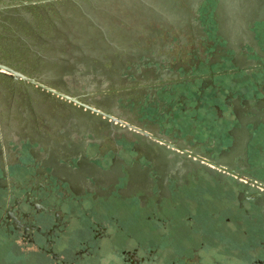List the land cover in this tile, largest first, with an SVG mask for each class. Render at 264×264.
Instances as JSON below:
<instances>
[{
  "label": "flooded vegetation",
  "instance_id": "af4514ba",
  "mask_svg": "<svg viewBox=\"0 0 264 264\" xmlns=\"http://www.w3.org/2000/svg\"><path fill=\"white\" fill-rule=\"evenodd\" d=\"M157 5L0 62V264H264V0Z\"/></svg>",
  "mask_w": 264,
  "mask_h": 264
},
{
  "label": "rangeland",
  "instance_id": "374dc122",
  "mask_svg": "<svg viewBox=\"0 0 264 264\" xmlns=\"http://www.w3.org/2000/svg\"><path fill=\"white\" fill-rule=\"evenodd\" d=\"M157 1L158 0H48L45 3H36L19 10L18 8H14L15 10L8 11L11 19L6 17L5 19L7 22L0 27V62L16 69L24 68V64L27 63L25 60L26 56H24L27 47L25 48V46L22 45L20 35L26 33L31 37L32 34L36 33L44 37H49L58 34V30L65 29L67 26L69 28L86 27L87 31L90 32L91 29L89 26L95 25V23L100 21L99 9L105 11V17H109L112 14L118 18L112 22L110 20H104L105 25L122 27L125 32L129 31L131 35V32H134L136 28L142 25L136 21H129L132 20V16L136 15L135 13H141L145 7L161 9L158 7ZM4 3L16 4L18 0H5ZM12 14H18V18L16 15ZM1 17L2 15H0V18ZM121 19L124 23H122ZM18 30H20L21 34H19ZM160 30L161 29H158L157 31ZM42 77L51 81L46 73L42 74ZM3 80L4 78L0 77V86L6 84ZM259 162L264 164V152L260 156ZM207 201L211 204L213 202L220 204V199L216 198L208 199ZM196 218L201 221L200 218H202V216L196 214ZM138 226H140V224H138ZM262 227H264V217L260 218L258 227L251 226V238L259 235L258 229ZM229 230L231 231L232 237H238L237 226L231 225ZM213 236L215 237L213 240H219L216 237V233L213 234ZM217 249L218 247L216 245L206 246L203 249L204 258L210 251L217 254ZM236 263L238 264L237 261ZM227 264L235 263L232 260ZM239 264L244 263L239 261Z\"/></svg>",
  "mask_w": 264,
  "mask_h": 264
},
{
  "label": "water",
  "instance_id": "95a60500",
  "mask_svg": "<svg viewBox=\"0 0 264 264\" xmlns=\"http://www.w3.org/2000/svg\"><path fill=\"white\" fill-rule=\"evenodd\" d=\"M38 2H41V1H31L30 3H31V4H34V3H38ZM24 4H26V3H24ZM0 70H1L2 72H5V73H8V74H11V75H13V76H15V77H18V78H21V79H25V77H24L22 74H20V73L17 72V71H14L13 69H11V68H9V67H7V66H5V65L0 64Z\"/></svg>",
  "mask_w": 264,
  "mask_h": 264
}]
</instances>
